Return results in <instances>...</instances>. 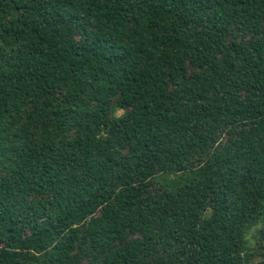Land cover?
Here are the masks:
<instances>
[{"label":"trees","instance_id":"obj_1","mask_svg":"<svg viewBox=\"0 0 264 264\" xmlns=\"http://www.w3.org/2000/svg\"><path fill=\"white\" fill-rule=\"evenodd\" d=\"M263 204L264 0H0V264H246Z\"/></svg>","mask_w":264,"mask_h":264},{"label":"rangeland","instance_id":"obj_2","mask_svg":"<svg viewBox=\"0 0 264 264\" xmlns=\"http://www.w3.org/2000/svg\"><path fill=\"white\" fill-rule=\"evenodd\" d=\"M118 117L123 111H118ZM172 179V177H170ZM246 264H262L264 262V204L260 215L255 217L248 228L244 239Z\"/></svg>","mask_w":264,"mask_h":264}]
</instances>
